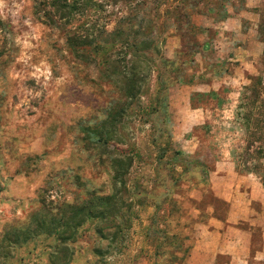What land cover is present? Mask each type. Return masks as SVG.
I'll list each match as a JSON object with an SVG mask.
<instances>
[{
  "label": "rangeland",
  "instance_id": "374dc122",
  "mask_svg": "<svg viewBox=\"0 0 264 264\" xmlns=\"http://www.w3.org/2000/svg\"><path fill=\"white\" fill-rule=\"evenodd\" d=\"M52 1L0 0V264H96V248L107 264H186L198 224L229 211L207 183L216 161L264 188L245 170L264 125L247 148L239 108L246 86L264 87V0ZM130 64L138 84L123 83ZM178 84L217 96L193 111L178 91L170 107ZM232 225L251 231L253 253L260 228Z\"/></svg>",
  "mask_w": 264,
  "mask_h": 264
},
{
  "label": "crops",
  "instance_id": "0c3cea01",
  "mask_svg": "<svg viewBox=\"0 0 264 264\" xmlns=\"http://www.w3.org/2000/svg\"><path fill=\"white\" fill-rule=\"evenodd\" d=\"M241 14V13H240ZM242 15V14H241ZM237 16L230 14L221 22L231 23ZM229 29V26H226ZM204 85L207 89L201 87ZM170 87L169 104L176 102L178 91L184 93L181 105L183 108L197 111L198 107L190 105V95L193 89L198 91H217L214 84H178ZM175 120L190 121V119L175 117ZM234 175L237 177H234ZM252 177V178H251ZM230 179L233 181L231 182ZM252 175H238L231 163L222 159L216 161L209 172L207 183L214 195L229 203L226 220L222 221L209 213L206 221L197 226L196 239L186 264H214L218 254L229 257L227 264H264V188ZM252 202H258L259 210L251 207ZM239 221H246L249 225L257 226L261 232L259 247L252 251V234L249 229L232 225Z\"/></svg>",
  "mask_w": 264,
  "mask_h": 264
},
{
  "label": "trees",
  "instance_id": "16d2710c",
  "mask_svg": "<svg viewBox=\"0 0 264 264\" xmlns=\"http://www.w3.org/2000/svg\"><path fill=\"white\" fill-rule=\"evenodd\" d=\"M53 5L55 6V9L61 10L63 9V7H65V0H53L52 1ZM63 11V10H62ZM47 17L49 19L51 18V15ZM49 23V22H48ZM73 38H75L74 36H68L67 40L73 42ZM101 43L98 42V45H100ZM128 45V43H127ZM132 47L135 50H139L140 45H143L146 49H150L149 53H157V48L156 45L154 44L153 41H133L132 42ZM204 49V47H202ZM146 51V50H144ZM147 52V51H146ZM145 52V53H146ZM144 55L147 59L150 58L151 55ZM158 59H160L161 63H162V67L168 71V65H169V61L163 57H159ZM139 67H137L134 64H130V66L128 67L127 72H121L122 74V79H123V83L125 84H138L139 81L142 80L141 78V74L140 71L138 70ZM185 82V81H184ZM188 83V82H185ZM161 84H166L165 82L161 83ZM245 90H250L251 94L253 95L251 100H247L245 98V96L241 97L240 99V104H239V108L244 109V112H240V118L242 119V123L244 124V127L246 128L247 132V148H249L250 145H252L256 140L260 139V135L261 133L257 134V130L261 129L260 126L264 125V98H262V93L264 92V87H257L256 84H250V86H246ZM217 93L213 90H210L208 92H192L190 95V105L192 108L198 107L200 106V104H195V100L200 102L202 101L204 98L208 97V98H216ZM216 105L219 106L220 103L218 101V99H216ZM258 115V116H256ZM256 116V117H255ZM260 125V126H259ZM251 127V129H250ZM246 154L249 156H254V161H256V163L252 164V166H245V170L246 172H252L254 173L259 179L261 184L264 185V167L262 168L263 173H261V164L264 162V148L260 145L259 147H256L252 150V152H249L246 150ZM236 162V169H239L237 160H235ZM245 161L241 163V165H244ZM88 214L87 217L88 218H94L95 214L93 215L91 213V210H87ZM100 217H104V214L101 213ZM111 218V217H110ZM158 218V217H156ZM155 218V219H156ZM105 219V218H104ZM113 219L111 218L110 221H112ZM155 231V230H154ZM158 234L161 237H164V234L161 231H157ZM98 233H100V230H98ZM171 237L174 238L177 242L176 247H175V252L176 253H186L187 252V246L184 245L185 240L187 239V235L186 234H182L181 232L178 233H172ZM115 238V237H114ZM116 239V238H115ZM163 248L162 246V242L159 243L157 246H155L156 251L159 252V249ZM94 253L100 257L97 259L96 264H107L106 260L104 258V252L99 249L96 248L94 249ZM177 260H180V258L183 259V256H176L175 257ZM175 260V261H177Z\"/></svg>",
  "mask_w": 264,
  "mask_h": 264
}]
</instances>
